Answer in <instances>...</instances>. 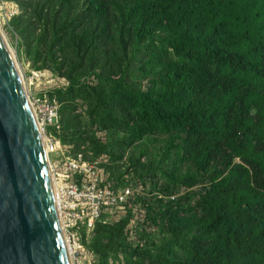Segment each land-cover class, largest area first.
Listing matches in <instances>:
<instances>
[{
  "label": "trees",
  "instance_id": "obj_1",
  "mask_svg": "<svg viewBox=\"0 0 264 264\" xmlns=\"http://www.w3.org/2000/svg\"><path fill=\"white\" fill-rule=\"evenodd\" d=\"M73 1H83L80 25L65 19ZM62 5L54 14L62 19L56 43L87 53L97 27L107 47L102 67L84 73L100 86L93 123L98 119L113 139L126 136L117 144L139 150L130 155L137 175L153 173L172 183L175 195L187 192L161 211L169 225L160 244L135 249L122 223L98 227L88 248L101 264L121 254L126 264H264V0ZM80 78L70 76L68 91L83 87ZM92 143L95 156L106 152ZM151 148H161V161ZM171 160L173 167L164 169ZM193 199L192 215L180 216L178 207ZM185 235L181 256L174 246ZM154 251H162L157 262Z\"/></svg>",
  "mask_w": 264,
  "mask_h": 264
},
{
  "label": "rangeland",
  "instance_id": "obj_2",
  "mask_svg": "<svg viewBox=\"0 0 264 264\" xmlns=\"http://www.w3.org/2000/svg\"><path fill=\"white\" fill-rule=\"evenodd\" d=\"M62 2L63 0H0L1 33L16 59L24 79L28 98L30 99V95L34 94L38 99L45 100L56 108V123L42 127L46 134L42 132L46 140L45 147L47 145L50 148V143H54L55 147L58 148L51 153H49L50 149L47 148L55 175H64L67 182L79 180L73 175L72 170L63 172V167L66 157L77 158L79 155H83L85 159L92 162L101 159V166L105 170L106 167H109L111 178H122L128 173L134 172L131 169L132 164L129 158L133 153L138 156L139 150L136 152L135 148L127 149L121 142L117 144L119 141H124L126 136L122 134L119 139H113L108 131L102 130L98 126V119H96L98 125L93 123L95 120L94 106H97L101 101L97 91L100 86L97 84L98 81L95 76L84 75L85 69L94 67L99 70L102 67L99 59L103 60L107 56L105 40L101 37L98 38L99 28L96 27L93 31V35L96 37L95 42L87 53H69L56 43L54 30L58 28L62 19L54 14L64 7ZM82 6L83 1H73L72 9H65V13L73 15L65 16V19L76 25L82 24L80 15H77L81 12ZM137 63L134 61L135 66ZM78 75L81 77L80 82L83 87L79 86V89L75 91H68L70 76L77 77ZM87 88L91 89L93 93ZM31 104L36 114L37 109L32 102ZM35 116L37 119V115ZM73 126L78 131L77 135H74ZM42 128L40 127L41 130ZM92 139L97 142L100 148H106V152L95 156L94 152L97 146L92 143ZM151 149L157 160L161 161L159 158V149L161 148ZM58 156H62V159H59ZM155 162L153 157L150 167H154ZM174 163L175 161L171 160L163 168L170 170ZM170 184L173 186L172 183ZM148 192L149 198L156 195L149 188ZM186 194L187 192H182L180 195L173 193L170 195V199L174 202L176 198ZM167 205V207H160L157 211L165 212L169 208V204ZM191 205H197L196 199L190 202L186 201L184 208L178 207L179 215L191 216L192 214L187 212ZM194 213H199V210L196 208ZM166 225H169V221L164 219L163 224L159 227L160 239L167 237ZM187 237L185 235L179 241L181 246H174L175 251L179 252L181 256L187 252L184 245ZM172 238L173 235L169 240ZM125 239L127 243H130V236H126ZM156 243L160 244L161 241ZM160 253L153 252L152 257L155 262L158 261ZM85 255L80 258L78 264H101L102 262V258L97 255L94 256V259L93 257L90 258L91 260H88ZM103 261L106 264L127 263L125 256H119V259L115 256H109ZM72 262L74 263L73 259Z\"/></svg>",
  "mask_w": 264,
  "mask_h": 264
},
{
  "label": "water",
  "instance_id": "obj_3",
  "mask_svg": "<svg viewBox=\"0 0 264 264\" xmlns=\"http://www.w3.org/2000/svg\"><path fill=\"white\" fill-rule=\"evenodd\" d=\"M0 264H72L44 142L1 30Z\"/></svg>",
  "mask_w": 264,
  "mask_h": 264
},
{
  "label": "built area",
  "instance_id": "obj_4",
  "mask_svg": "<svg viewBox=\"0 0 264 264\" xmlns=\"http://www.w3.org/2000/svg\"><path fill=\"white\" fill-rule=\"evenodd\" d=\"M30 99L40 116L41 128L56 123L57 111L54 106L45 100L38 99L34 94L30 95ZM42 132H44L43 128ZM49 140L52 141L50 138ZM49 149L51 153L58 148L54 143H50ZM58 158L62 159V156ZM101 165V159L92 162L85 159L83 155L77 158L66 157L63 172L72 170L73 175L79 178V180L67 182L64 175H55L52 162L49 160L55 182V197L60 223L62 222L61 228L75 264H78L83 255L89 256L81 246L82 232H86L89 236L98 224L117 223L130 214L132 215L129 226L130 241L141 248L148 244L140 231L144 230L141 227L150 225L148 205L145 201H149L148 186L151 179L144 183L142 180L135 181L126 176L125 184L120 186L118 182L110 179V175ZM60 181L61 187L57 185ZM153 231V229L150 230V232Z\"/></svg>",
  "mask_w": 264,
  "mask_h": 264
},
{
  "label": "clouds",
  "instance_id": "obj_5",
  "mask_svg": "<svg viewBox=\"0 0 264 264\" xmlns=\"http://www.w3.org/2000/svg\"><path fill=\"white\" fill-rule=\"evenodd\" d=\"M30 101H31V99H29V102ZM43 134H45V133L43 132ZM44 148H45V146H44ZM45 152L47 154L48 162H49V160H50L49 159V154L47 153V151H45ZM129 161L131 162L130 158H129ZM145 162H146V159L143 160V163H145ZM131 164H132V162H131ZM131 166H132L131 169H133L134 172L128 173L127 175L123 176L122 178H111V176H110V179L114 180L115 182H118V184L120 186L125 184V177L126 176H128L130 178H133L135 181H138V180L141 181L142 180L144 183L146 182V180L151 179V183L148 186V188L151 189L152 192L156 193V195L153 196L152 198H149V201H145V204L148 205L147 212H148V221H149L150 225L149 226H145V227H141L144 230L142 232L140 231V234L145 239H147V241H148L147 245H149V244H151L153 242L162 241V239L159 238V233H160L159 227L163 224L164 219H163L162 212L161 211H157V210L160 207H162V206H165V207L168 206L167 204H170L172 202L171 199H170V195L174 193V187L168 182V180L162 179L161 176H157V175H155L153 173H149L148 175H145L144 177H140L139 175H137V171L138 170L136 169V167H134L133 164ZM49 168H50V166H49ZM106 172L110 175L109 167H106ZM51 178H52V184H53V187H54V194H55V185H54V182H53L52 174H51ZM182 192H186V191H182ZM177 199L178 198H176L174 200V202ZM183 216H185V215H183ZM58 217H59V214H58ZM59 221H60V218H59ZM131 222H132V215L130 214L129 216H127L126 218L121 219L117 223H113V224H102V223H100V224H98L96 226V228L94 229V231L89 236H88V234L86 232H82L80 241H81V246L86 250V252L89 255L87 257V259L91 260L90 258H92V257L94 259L95 254L88 248V246L91 244V242L93 241L94 237L96 236V232H97L98 227H100V226L116 227V226H118V225H120L122 223H126V228H125V232H124L125 234L124 235H125V237L126 236L129 237L130 236V234H129V226L131 225ZM151 229H153L154 231L150 232ZM63 235H64V233H63ZM64 239H65V242L67 244L70 256L73 259L71 251H70V248H69V245H68V242H67V240L65 238V235H64ZM153 239H154V241H152ZM128 244H130L135 249H144V248H141V247H136L135 244H133L131 241ZM120 256L123 257L124 255L121 254ZM72 259H71V262H72ZM135 260H136V258H135ZM74 263L72 262V264H74Z\"/></svg>",
  "mask_w": 264,
  "mask_h": 264
},
{
  "label": "bare ground",
  "instance_id": "obj_6",
  "mask_svg": "<svg viewBox=\"0 0 264 264\" xmlns=\"http://www.w3.org/2000/svg\"><path fill=\"white\" fill-rule=\"evenodd\" d=\"M10 51H11V53H13L11 49H10ZM20 73H21V72H20ZM21 77H22V75H21ZM22 80H24L23 77H22ZM23 82H24V81H23ZM30 106H31V108H32V111L34 112L31 102H30ZM34 114H35V113H34ZM35 115H37V119H36V120L38 121L37 124H38V128H39V131H40V134H41V138L43 139V142H45L46 140L44 139V135L42 134V130L40 129V127L42 126L40 116H39L38 112H37ZM35 118H36V116H35ZM39 126H40V127H39ZM45 144H46V142L44 143V146H45ZM47 148H49V147H47V145H46V147H45V151H47ZM47 153H48V152H47ZM53 182H54V180H53ZM61 184H62L61 181L57 183V185H58L59 187H61ZM54 185H55V182H54ZM61 223H62V222H61ZM62 227H63V230H64V226H63V224H62Z\"/></svg>",
  "mask_w": 264,
  "mask_h": 264
}]
</instances>
